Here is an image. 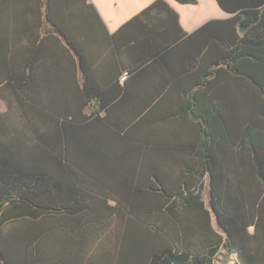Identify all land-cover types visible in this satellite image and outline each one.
<instances>
[{
  "label": "trees",
  "instance_id": "16d2710c",
  "mask_svg": "<svg viewBox=\"0 0 264 264\" xmlns=\"http://www.w3.org/2000/svg\"><path fill=\"white\" fill-rule=\"evenodd\" d=\"M207 2L0 0V264H264V0Z\"/></svg>",
  "mask_w": 264,
  "mask_h": 264
},
{
  "label": "crops",
  "instance_id": "0c3cea01",
  "mask_svg": "<svg viewBox=\"0 0 264 264\" xmlns=\"http://www.w3.org/2000/svg\"><path fill=\"white\" fill-rule=\"evenodd\" d=\"M170 1V3L173 5L174 3L173 2H176V1H174V0H169ZM174 6V5H173ZM175 7V6H174ZM176 8V7H175ZM177 9V8H176ZM179 12H180V14H181V17H180V21H181V23H182V26L184 27V29L185 30H187V31H189V32H192L193 30H195L200 24H202L201 23V21H197V22H195L194 24H190V23H188V22H186L185 20H184V18H185V13L187 12L188 14H192V13H194L195 14V16L196 15H198V12H199V10H198V8H197V6H183V4H181L180 5V7H179V9H177ZM193 10V11H192ZM216 263H217V261H216ZM230 264V263H229Z\"/></svg>",
  "mask_w": 264,
  "mask_h": 264
},
{
  "label": "rangeland",
  "instance_id": "374dc122",
  "mask_svg": "<svg viewBox=\"0 0 264 264\" xmlns=\"http://www.w3.org/2000/svg\"><path fill=\"white\" fill-rule=\"evenodd\" d=\"M173 3H174L173 5L177 9H179V7H180L181 4H179L177 2H173ZM198 5H200L201 8H202V7L207 6L209 4H208L207 0H198ZM183 6H186V5H183ZM187 6H195V5H187ZM225 16H226V14L223 11L220 12V11H214V10H212L211 11V14L208 15L207 17L203 18L202 20L205 21L206 19H209V18H212V17H220V18H222V17H225ZM221 257L222 256H220V258H219V260L217 261L216 264H224L223 261L221 260L222 259ZM230 264H235V262L231 261Z\"/></svg>",
  "mask_w": 264,
  "mask_h": 264
}]
</instances>
